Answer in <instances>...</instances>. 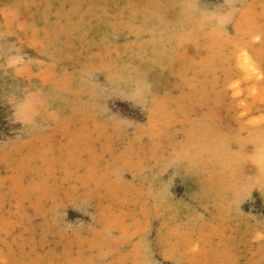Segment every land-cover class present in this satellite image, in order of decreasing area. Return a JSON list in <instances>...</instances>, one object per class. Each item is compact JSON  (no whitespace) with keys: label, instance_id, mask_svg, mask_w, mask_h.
Here are the masks:
<instances>
[{"label":"rangeland","instance_id":"rangeland-1","mask_svg":"<svg viewBox=\"0 0 264 264\" xmlns=\"http://www.w3.org/2000/svg\"><path fill=\"white\" fill-rule=\"evenodd\" d=\"M0 264H264V0H0Z\"/></svg>","mask_w":264,"mask_h":264},{"label":"trees","instance_id":"trees-1","mask_svg":"<svg viewBox=\"0 0 264 264\" xmlns=\"http://www.w3.org/2000/svg\"><path fill=\"white\" fill-rule=\"evenodd\" d=\"M0 119H1V117H0ZM2 128V124L0 125V129Z\"/></svg>","mask_w":264,"mask_h":264}]
</instances>
